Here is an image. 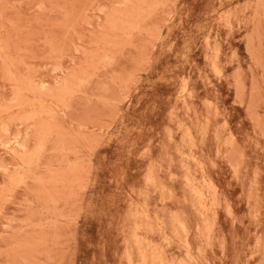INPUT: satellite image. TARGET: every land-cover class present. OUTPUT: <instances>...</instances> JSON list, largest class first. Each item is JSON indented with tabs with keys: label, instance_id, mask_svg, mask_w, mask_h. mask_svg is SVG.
<instances>
[{
	"label": "rangeland",
	"instance_id": "374dc122",
	"mask_svg": "<svg viewBox=\"0 0 264 264\" xmlns=\"http://www.w3.org/2000/svg\"><path fill=\"white\" fill-rule=\"evenodd\" d=\"M0 264H264V0H0Z\"/></svg>",
	"mask_w": 264,
	"mask_h": 264
}]
</instances>
